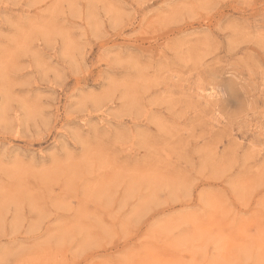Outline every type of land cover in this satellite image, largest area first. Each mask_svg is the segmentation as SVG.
Returning <instances> with one entry per match:
<instances>
[{"label":"rangeland","instance_id":"374dc122","mask_svg":"<svg viewBox=\"0 0 264 264\" xmlns=\"http://www.w3.org/2000/svg\"><path fill=\"white\" fill-rule=\"evenodd\" d=\"M0 264H264V0H0Z\"/></svg>","mask_w":264,"mask_h":264}]
</instances>
